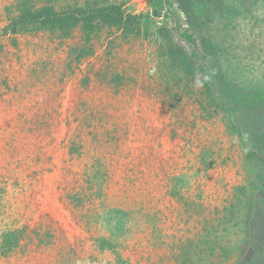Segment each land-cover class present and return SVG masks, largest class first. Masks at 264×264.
<instances>
[{
    "label": "rangeland",
    "instance_id": "1",
    "mask_svg": "<svg viewBox=\"0 0 264 264\" xmlns=\"http://www.w3.org/2000/svg\"><path fill=\"white\" fill-rule=\"evenodd\" d=\"M16 1L0 0V264H264V122L231 102L264 88V0H50L141 15L89 36L8 33Z\"/></svg>",
    "mask_w": 264,
    "mask_h": 264
},
{
    "label": "trees",
    "instance_id": "2",
    "mask_svg": "<svg viewBox=\"0 0 264 264\" xmlns=\"http://www.w3.org/2000/svg\"><path fill=\"white\" fill-rule=\"evenodd\" d=\"M15 7L17 13L9 15L11 19L5 27L6 32L13 34L26 31L30 27L59 30L65 33L80 27L89 36L102 23L129 30L133 25L139 26L141 19V15L128 12L123 3L101 5L88 2L59 9L50 0H17ZM182 61L184 64L190 61V56L185 50L182 52ZM191 66V63H188V67ZM235 94L238 97L232 99L233 104L242 101L264 122V88L246 91L237 89Z\"/></svg>",
    "mask_w": 264,
    "mask_h": 264
}]
</instances>
